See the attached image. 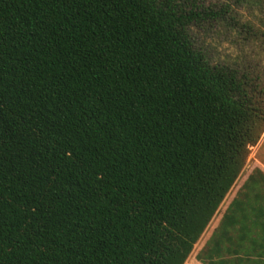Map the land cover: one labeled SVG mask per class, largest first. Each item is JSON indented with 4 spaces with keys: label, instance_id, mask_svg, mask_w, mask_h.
I'll return each instance as SVG.
<instances>
[{
    "label": "trees",
    "instance_id": "1",
    "mask_svg": "<svg viewBox=\"0 0 264 264\" xmlns=\"http://www.w3.org/2000/svg\"><path fill=\"white\" fill-rule=\"evenodd\" d=\"M206 22L264 45V0H0V264L186 262L264 131L263 74L194 50ZM195 259L264 264L258 169Z\"/></svg>",
    "mask_w": 264,
    "mask_h": 264
},
{
    "label": "rangeland",
    "instance_id": "2",
    "mask_svg": "<svg viewBox=\"0 0 264 264\" xmlns=\"http://www.w3.org/2000/svg\"><path fill=\"white\" fill-rule=\"evenodd\" d=\"M225 0H200L199 4L203 8L215 9L222 5ZM242 22L250 20L255 25L257 21L251 16L248 11L243 10L240 14ZM204 30L201 40V48L207 52L209 57L214 63L221 64H245L250 63L256 65L255 69L263 74L262 84H264V45L260 42H243L240 37L238 38L235 32L228 30L224 25H217L209 22L202 23L197 26ZM193 31V29H192ZM259 64V66H257ZM262 68L259 70L258 68ZM255 169L264 174V131L257 142V144L249 149V154L243 167V170L237 179L235 185L225 197L221 206L219 207L216 215L213 217L211 223L206 228L198 242L194 245L193 250L184 264H199L195 260V255L203 247L205 241L210 236L212 230L217 225L221 213L226 204L231 200L234 193L240 188L247 176L254 172Z\"/></svg>",
    "mask_w": 264,
    "mask_h": 264
},
{
    "label": "snow or ice",
    "instance_id": "3",
    "mask_svg": "<svg viewBox=\"0 0 264 264\" xmlns=\"http://www.w3.org/2000/svg\"><path fill=\"white\" fill-rule=\"evenodd\" d=\"M196 2L199 3L200 0H196ZM192 29L193 31L187 35V39L189 40L193 49L199 51L201 48V40L204 34V30L198 28L196 25H193Z\"/></svg>",
    "mask_w": 264,
    "mask_h": 264
},
{
    "label": "crops",
    "instance_id": "4",
    "mask_svg": "<svg viewBox=\"0 0 264 264\" xmlns=\"http://www.w3.org/2000/svg\"><path fill=\"white\" fill-rule=\"evenodd\" d=\"M261 172V171H260ZM196 260V259H195ZM198 262V261H197ZM199 263V262H198ZM199 264H201V263H199Z\"/></svg>",
    "mask_w": 264,
    "mask_h": 264
}]
</instances>
